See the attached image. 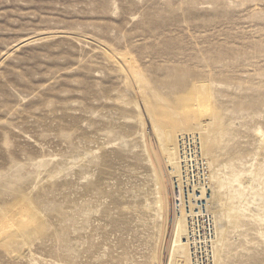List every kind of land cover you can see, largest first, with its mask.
Masks as SVG:
<instances>
[{
  "label": "rangeland",
  "instance_id": "1",
  "mask_svg": "<svg viewBox=\"0 0 264 264\" xmlns=\"http://www.w3.org/2000/svg\"><path fill=\"white\" fill-rule=\"evenodd\" d=\"M205 99L214 122L191 134L216 159L203 199L242 194L221 264H250L264 250L251 219L264 212V0H0V223L36 219L4 232L0 264H176L154 150L168 159L166 133L191 130Z\"/></svg>",
  "mask_w": 264,
  "mask_h": 264
},
{
  "label": "bare ground",
  "instance_id": "2",
  "mask_svg": "<svg viewBox=\"0 0 264 264\" xmlns=\"http://www.w3.org/2000/svg\"><path fill=\"white\" fill-rule=\"evenodd\" d=\"M194 107L197 123L193 128L191 127V130L184 129L182 128L183 126L180 127V129L178 127V131L180 133L175 138H172L169 132L166 133V149L169 150V157L172 158L168 157V159H162L160 151L157 149L154 150L157 162L156 165L159 167L164 177V181L158 176L156 178V193H158V196L154 200L155 207L164 214V216L161 217V222H163V224L160 226L161 231L159 236L162 239H160V243L162 242L164 247L166 245L165 249L167 250L168 255L170 252H172V255L175 254L177 258L176 264H198L196 261L194 262L196 258L193 256V250L197 249L198 245H201L203 248L204 244L207 245L210 242L212 263L221 264V260L226 257L224 256L225 253H222L224 249L223 246L225 242H227L226 239H228V234L220 224L222 220H227V222L233 225L234 229H238L240 228V224H245L243 222L246 221V211L241 208L235 210L230 203L232 199L236 198V196L237 199L241 200V202L243 201V197L240 192L231 193L229 191L228 194H221L222 190L219 189L217 192L210 195L208 201L206 200L205 202L203 199V191L208 188L207 181L211 180V169L215 168L213 165L214 163L212 164L210 161L213 162L216 159H214L215 157L213 158L214 160H211L212 158L209 159L210 155L207 150L203 151L202 149L200 155L198 141L196 140L197 138L191 134L196 132L198 133L200 139H202V134H205V132L208 131L206 130L203 132L202 130L207 129L208 127L206 126L212 125L214 122V111L213 107L206 99L204 101L197 100ZM201 118L205 119V122H202ZM178 126L180 125L178 124ZM177 137L180 138L177 139ZM261 141L264 142L263 139ZM166 149L165 151H167ZM210 150H212L211 147ZM215 151L216 150L214 149V153L212 151L209 152L214 155L216 153ZM147 157L151 161L150 165H152L153 173L157 174L158 169L152 162L153 159L150 152L147 153ZM216 157H218V155ZM166 163L172 166L171 174L178 172L180 169L181 173H178V175L173 174L174 178H171V180L170 173L167 172ZM190 185L193 188H190V191H188L187 187ZM197 189L200 191L198 192ZM208 202L215 205V208L220 210V212L223 211L222 219H216V212H211V207L208 206ZM193 203H197L195 204L197 207L196 210H193L192 208ZM202 203H204V205ZM31 214L28 211L23 210L18 216H13L14 219L16 217L18 218L16 219L17 222L15 221L16 223L13 222V217H9L10 220L5 223H0V237L4 234V232H10L15 227H23L26 222L34 223L36 219ZM251 219L260 227L261 231L259 230L258 233L263 241L262 245L264 247L263 210L259 209V213L252 215ZM167 227L169 228L168 232ZM202 228H209L212 230L211 235L208 236L205 233L204 237L201 236L198 238L196 234H198ZM166 235L168 236V239H166L168 240L167 243L166 240L163 239ZM4 246L7 248V245ZM6 250L9 249L7 248ZM221 254L224 256L223 258H221ZM247 259L250 264H264V250L261 251L260 256L252 254L249 255Z\"/></svg>",
  "mask_w": 264,
  "mask_h": 264
},
{
  "label": "built area",
  "instance_id": "3",
  "mask_svg": "<svg viewBox=\"0 0 264 264\" xmlns=\"http://www.w3.org/2000/svg\"><path fill=\"white\" fill-rule=\"evenodd\" d=\"M205 233L208 236H210L212 233V230H210L209 228L208 229L202 228L201 231H199L198 234H196V235L198 238H200L201 236L204 237ZM204 245H203V248L201 245H198L197 249L193 250V252H192L193 256H195V258H196L194 260V262L196 261V263H198V264H213L212 263V252H211V248H210V242L207 245H205V246Z\"/></svg>",
  "mask_w": 264,
  "mask_h": 264
}]
</instances>
